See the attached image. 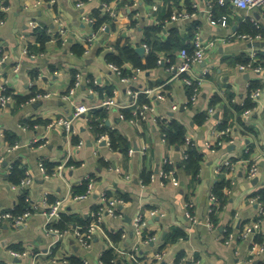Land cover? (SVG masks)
I'll list each match as a JSON object with an SVG mask.
<instances>
[{
  "label": "crops",
  "instance_id": "1",
  "mask_svg": "<svg viewBox=\"0 0 264 264\" xmlns=\"http://www.w3.org/2000/svg\"><path fill=\"white\" fill-rule=\"evenodd\" d=\"M212 1L217 3L218 0ZM81 2L85 5L80 8ZM0 3L10 8L6 24L0 26V58L8 57V61L0 66V81H8L17 98L32 97L37 92L51 95L34 104H20L15 100L4 108L0 107V155L5 156L4 168L0 171V213L14 210L22 198H29L40 206L24 227L3 226L0 264H73L74 261L102 264L104 253L110 250L114 253L113 260L119 264H143L154 261L157 254L163 257L155 264H264V224L260 231L240 239L242 230L252 226L258 218L259 205L253 199L264 190V68L260 74L239 68L251 61L252 52L257 54L259 61L264 57V12L255 9L248 13L227 0V13L219 18L227 17L228 27L213 26L204 13L205 0H200L198 21L169 23V11H191V0H178V5L171 3L169 8L161 1L157 17L166 36L175 28L192 49L194 37L188 41L185 39L189 38V28L198 22L204 45L214 43L207 49L203 62L192 69L193 76L200 81L201 95L198 103L191 105V90L181 78L163 66L142 71L128 64L125 66L128 76L137 78L129 83H124L110 69L107 57L115 51V46L131 44L135 49L144 46L143 29L158 26L150 15L154 0H139L138 7L132 6L133 0H0ZM104 5L109 7V12ZM97 12L102 16L115 13L116 17L111 28L92 42L88 53L77 56L73 47L88 45L87 40L94 33L81 17L83 14L95 17ZM57 19L63 22L64 36L58 35ZM31 21L39 26L38 29L53 32L44 50L29 25ZM256 23L263 36L261 42L224 41L232 33L256 32ZM167 56L171 58L170 54ZM17 66L19 71L16 72ZM79 72L85 80L95 81L97 85L86 82L68 99L74 75ZM253 81L260 83L261 96L253 101L255 107L250 114L242 115L240 120L230 103L243 106L249 98ZM130 87L151 91L141 93L146 99L142 102H154L160 117L169 121L176 119L186 127L187 136L204 153L196 177L184 166L187 145L181 148L171 146L159 125L151 120L130 123L120 119L119 109L107 110L101 106L109 92L121 106H126V92ZM159 91L165 95L163 101L156 100ZM215 97L222 99V105H211ZM224 105L230 107V115H234L229 124L233 131L226 137L218 125L225 120ZM80 106L87 107L89 114L100 109L107 111V131H115L122 138L117 143L118 149L101 141L98 132L90 129L83 118L74 121L76 134L72 138L59 127L47 128L56 119L73 118ZM175 106L178 111L173 110ZM211 109H214L213 114H209ZM203 113L207 117L198 124L196 117ZM10 140L19 142L20 148L7 153L6 149L12 145ZM81 141L84 144L79 147ZM144 148H147L145 153ZM41 160L51 174L49 179H44L40 172ZM227 161L232 163V170L218 171ZM16 163L25 174L32 175L34 183L31 187L20 188L9 181L10 169ZM252 164L259 167L254 178L249 176ZM166 167H170L167 172L175 173L180 183L178 187L159 179H150L149 183L143 182L145 186L142 185V180L166 171ZM88 177L95 182L92 193L86 199L76 201V196L86 193ZM222 183H226L223 189L225 201L223 204L221 200L222 207L212 219L210 198ZM103 195L114 196L125 204L119 208L118 217L104 218L92 248L86 251L78 245L74 229L90 221ZM46 196L49 204L63 201L62 214L78 219L56 245L45 231ZM187 203H194L193 214L197 223L186 217ZM153 211L156 216L151 215ZM140 215L145 222L143 235L134 228ZM176 230L185 236L171 243ZM118 233L122 234L121 240L115 242L112 236ZM229 233L234 238L226 243ZM148 238L154 241L144 243ZM253 247H257V253L252 252ZM11 250L27 252L28 256L14 258Z\"/></svg>",
  "mask_w": 264,
  "mask_h": 264
},
{
  "label": "built area",
  "instance_id": "2",
  "mask_svg": "<svg viewBox=\"0 0 264 264\" xmlns=\"http://www.w3.org/2000/svg\"><path fill=\"white\" fill-rule=\"evenodd\" d=\"M138 1L139 0H133V7H138ZM162 0H154L153 5L151 6L150 9V15L154 17V24L155 25H161V22L158 20L157 13L160 10V3ZM227 0H218L217 3H213L212 0H205V14L210 21V23L213 26H222V27H228V21L227 17H222L219 19L215 18L214 15V9L216 8L217 5L224 6L226 4ZM231 3L238 9L246 12H251L255 9L260 10L264 12V0H230ZM84 2H81L79 7H84ZM104 8L106 11H110L109 7L104 5ZM10 8L7 5H4V3H0V26H4L6 24V16L9 13ZM201 12V4L200 0H191V11H179L178 9H174L171 13V21L169 23H173L174 21H198L199 20V15ZM110 18H115L116 15L115 13L108 14ZM82 21L89 25L92 29H94L97 20L96 18L89 16L87 14L82 15ZM57 26L59 27V32L58 35L64 36L65 35V29L63 22L60 19L56 20ZM34 31H36L39 26L34 22L31 21L29 24ZM256 32L254 33H232L228 39L224 41H231L233 39L236 40H241V41H247L251 44H254L256 42H261L263 36L260 33V26L256 23L255 25ZM108 30V25L104 24L101 26V28L96 32L92 34V36L87 40L88 46L92 44V42L98 37L100 34H104ZM49 35H52L53 32L52 30L48 29L47 30ZM96 32V33H95ZM214 43H211L210 45L206 46L203 43L202 40V32L200 27L198 30L195 32L194 39L192 42V51L184 48L178 53V58L177 61H173L172 58L167 56L166 54H161L159 56L157 65L158 66H163L167 69V71L171 74H173L175 77H179L183 80L184 84L191 90V95L189 98V104L195 105L198 103L199 98H200V81L193 76L192 69L195 65L200 64L203 62L205 56H206V51L208 48L212 47ZM146 49V53H150V47L147 45H144ZM89 50V49H88ZM88 50L86 51L88 53ZM27 53V51H26ZM8 61V57L4 55L3 58H0V66H3L5 62ZM259 60L257 58V54L252 52L251 54V61L246 64V65H240L239 68L242 71H247V72H254L256 74H260L263 71V66L259 65ZM110 69L117 73L122 79L124 83H129L132 82L133 80H137L136 77H130V76H124V72L122 68L117 67L114 64L110 65ZM15 71H19V66L16 67ZM87 84H95L97 83L95 81L91 80H85L83 75L79 72L75 74L74 81L72 83L71 89L69 94L67 95V98L70 99L73 97L77 90L80 89L84 83ZM10 87L8 81L1 82L0 81V107L4 108L11 103L15 102L14 94H10ZM151 92L149 90L147 91H140L136 90L132 87H130L126 94H127V99H128V104L126 106H121L119 102L116 100V98L108 97L106 100L103 101L102 107L110 110V109H119V117L123 121H128L130 123L134 122H140V121H153L155 124L164 122L166 124H169V119H166L164 117H160L157 114L156 106L154 102L150 103H142L140 101V96L141 93H147ZM51 95L49 94H43L40 92L35 93L29 100L28 104H34L39 101H42L44 99H48ZM261 96V89H257L253 91L250 94V99L254 102H256ZM165 99V95L161 93V91L158 92L157 95V101H163ZM130 111L131 118L128 119L126 115L124 114V111ZM174 111H178V107L175 106L173 108ZM89 109L85 106H80L76 109L73 118L68 119V118H60L54 120L49 126L47 127L48 129H54L56 127L61 128L68 137H74L76 134V128L74 121L80 118H83L85 123L88 125L90 129L91 126L89 125L90 121V114H89ZM250 110L246 111L243 116H247L250 114ZM214 109L209 110V114H213ZM220 122H218V125ZM233 129L231 126H228L226 129L222 130L221 134L226 137V136H231ZM101 141L104 140L107 143H111L110 138L107 134L101 135ZM38 142V141H36ZM84 144V142H80L79 147H81ZM186 145L187 148L188 146H192L195 148H198L197 145L189 138L187 137L186 139ZM222 145V143H220ZM209 146V145H208ZM20 148V143L16 142L14 145L9 146L6 149L7 153H12ZM147 148L143 149V152H146ZM132 154L133 151H130ZM184 158H187L186 153H184ZM4 162H5V156L3 154L0 155V171L3 170L4 168ZM169 161H166L168 163ZM12 169V168H11ZM11 169L9 174L11 173ZM39 169L41 174L43 175L44 179H49L51 174L48 171L44 160H41L39 164ZM62 169V167H60ZM232 170V163L227 161L224 163L222 167L218 169V171L221 170ZM259 172V167L255 164H252L249 169V176L251 178H254ZM175 173L173 171L167 172L165 170L160 171L158 175H152L151 176V181H156L159 179L162 183H171L172 185L178 187L180 185L179 181L176 179L174 176ZM88 184L87 191L84 195H78L75 197L76 201L84 200L89 195L92 193V190L94 188V179L88 177L86 180ZM142 185H144L143 181ZM34 180L32 178V175L28 172H26L25 177L21 180V182L18 184V187L20 188H29L33 185ZM101 202L99 206L96 207L95 211L92 212L91 214V222L89 226L87 227H76L74 229V236L75 239L80 247H82L84 250L88 251L92 248V243L94 241V238L96 234L98 233V230L101 227V224L104 222V218L107 216L109 217H118L119 214V208L123 206L125 203L124 201L114 197V196H106L103 195L101 198ZM256 203L259 205V215L258 218L255 220L254 224L252 226H246L243 230L242 233L240 234V239H246L251 233L254 231H260L263 224H264V201L261 200V197H257L253 199ZM26 204L28 205L25 212L21 215H14L12 211H7V212H1L0 213V232L2 231V228L5 224H9L12 228L14 229H20L24 227L28 221L36 214V212L40 209L39 205H36L31 199L27 198L26 199ZM44 206L47 208L45 211V215L47 217L46 221V234L53 239V245L58 244L61 240L64 239L66 234L68 233L67 230L61 231L58 228L55 227V225L60 221L61 219V214H62V208H63V201H56L54 204H49V201L47 199V196L44 199ZM221 206V200L218 196L215 194H212L210 198V209L209 213L212 215L216 210H218ZM186 217L188 218L189 221L192 223H197V219L193 214V209H194V203H187L186 204ZM152 216H156L157 213L155 211L151 212ZM145 224L144 222V217L143 215L138 216V218L135 220L134 223V228L137 231L138 234H142V228L143 225ZM208 225L210 227H213V225L208 221ZM233 235L228 234V240L226 243H230L233 241ZM154 241L153 238H148L144 243H148ZM253 253H257V247L252 248ZM10 254L17 259L25 258L28 256V253H19L16 251L11 250ZM163 255L157 254L155 256L154 261H148L144 262L143 264H155L156 262H160L162 260ZM84 264H88V262H84ZM103 264V262H102ZM111 264H119L117 260H113ZM173 264H182L180 263H173Z\"/></svg>",
  "mask_w": 264,
  "mask_h": 264
},
{
  "label": "trees",
  "instance_id": "3",
  "mask_svg": "<svg viewBox=\"0 0 264 264\" xmlns=\"http://www.w3.org/2000/svg\"><path fill=\"white\" fill-rule=\"evenodd\" d=\"M84 1H88V0H84ZM166 4V6L169 8V6H171V3H175L176 5H178V0H163ZM228 10V6L227 4H225L224 6H220L217 5L216 8L214 9V15L215 18L218 19L220 17L221 14L227 13ZM172 13V12H171ZM171 13L169 11V14H167V16H171ZM167 17V18H168ZM97 20V23L94 27V31H98L102 25L107 24L108 28H111V25L113 24V19L109 17V15H101L100 12L95 13V17ZM162 19L164 18L163 14H162ZM158 20H160L158 18ZM198 22H195L194 25L189 28V38L185 39V41L192 39V37H194L195 32L198 30L199 26ZM144 32V44L150 47V53L149 54H145L144 57H141L137 52L136 49L133 48L131 46V44H126L124 46L121 45H117L115 46V51L111 52L110 54H108V62H110L111 64L116 65L119 68L123 69L124 72V76H128L130 75L128 73L127 70H125V66L126 65H132V67L135 70H142V71H147V70H151L153 68H156L159 56L161 54H166V55H171V58L173 59V61H176V53L180 52L182 49L187 48L189 49V46L186 45L184 43V38H182L180 36V33L177 29L173 28L170 31H168V34L166 36L165 34V29L162 25L159 26H149L143 29ZM250 33H254V32H250ZM36 36L38 37L39 43L41 44V49L44 50L46 44L52 39L51 35L48 34L46 29H37L35 31ZM89 46L85 45V46H79L76 45L73 47V52L74 54H76L77 56H82L87 50H88ZM189 50L192 51V49L190 48ZM145 60V63H144ZM259 65H262L264 67V57H262V59L259 61L258 63ZM75 78V75H74ZM97 88L98 87H94ZM258 88H261V85L258 81H253L251 83V87H250V91H249V98L246 100V103L243 106L237 105L235 103H230L231 108L237 113L239 119L242 117V115L249 110H253L255 107L254 102L250 99V94L253 90H256ZM102 91V90H101ZM9 93L13 94V92L10 90ZM112 92H109V96L108 97H112ZM14 98L16 101H18V103L23 104L28 102V100L31 97H26V98H17L14 95ZM231 100V97H230ZM140 101L145 102V96H141L140 97ZM142 102V103H143ZM211 105H222V99L220 97H215L211 103ZM230 107H227V105H224V109L226 111V116H225V120L224 122H222L220 124V128L226 129L229 124L230 121L232 120V118H234V115L231 114L230 115ZM124 114L126 115L127 118H130V111L126 110L124 111ZM106 116H107V111L105 109H100V110H96L94 111L92 114H90L89 118V125L91 126L92 130H96L98 132V135H105L107 134L110 138L111 141V145L113 149H118L117 143L122 141V138L118 135L117 132L113 131V132H108L106 129V124H105V120H106ZM206 114H201L198 115L196 117V122L199 124L203 123L205 118H206ZM241 120V119H240ZM159 127L160 130L162 132V134L164 135V138L166 139V141L171 145L174 146L176 148H181L184 147L186 145V139H187V129L186 127L180 123L179 121H177L176 119H170L169 124H166L164 122L159 123ZM12 145H14V140H10ZM75 142L76 139H74ZM10 145V146H12ZM186 156L187 158H185L184 160V166L185 169L187 170L188 173L192 174L194 177H196L199 172H200V167H201V163L204 159V153L202 152L201 149L199 148H195L192 146H188V149L186 150ZM166 171L170 170V167H166L165 168ZM152 175H149L148 178H145V180H142L144 183H149L150 179H151ZM25 177V171L24 169L20 166L19 163H16L15 165L12 166V170L11 173L8 175L9 181L13 184H19L21 182V180ZM87 184V183H86ZM84 184L87 188V185ZM224 186H226V183H222L219 184L215 191L214 194L216 196H218L220 198V200H223L222 203L224 204L225 201V196L223 194V189ZM260 197L261 200L264 201V190L260 191ZM27 204H26V198H22V200L20 201V204H18V206L12 210V213L14 215H21L25 212L26 208H27ZM222 207V205L220 206ZM96 209V208H95ZM220 209V208H219ZM218 209V210H219ZM218 210H216V212H214L211 217L212 219H215V215L217 214ZM78 219H76L75 217H70L67 216L66 214H61V219L60 221L55 225L56 228H58L61 231H65L68 230V228L70 227L71 224H75V222H77ZM91 221V219H90ZM90 221L87 223H83V227H87L90 224ZM121 233H118L114 236H112L113 240L115 242H119L121 240ZM185 235L183 234V232L176 230L172 237H171V243L178 241L179 239H182ZM114 259V253L113 251H106L102 257V260L105 264H110L111 261ZM180 259L177 260V262H179ZM73 264H78L75 261L73 262Z\"/></svg>",
  "mask_w": 264,
  "mask_h": 264
},
{
  "label": "water",
  "instance_id": "4",
  "mask_svg": "<svg viewBox=\"0 0 264 264\" xmlns=\"http://www.w3.org/2000/svg\"><path fill=\"white\" fill-rule=\"evenodd\" d=\"M255 45H257V46H259V44H255ZM254 45V46H255ZM136 52L141 56V57H144L145 56V54H146V49H145V47H143V46H141V47H138L137 49H136ZM218 115L216 116V118L218 119Z\"/></svg>",
  "mask_w": 264,
  "mask_h": 264
},
{
  "label": "rangeland",
  "instance_id": "5",
  "mask_svg": "<svg viewBox=\"0 0 264 264\" xmlns=\"http://www.w3.org/2000/svg\"><path fill=\"white\" fill-rule=\"evenodd\" d=\"M221 124V123H220ZM224 130V129H223Z\"/></svg>",
  "mask_w": 264,
  "mask_h": 264
}]
</instances>
